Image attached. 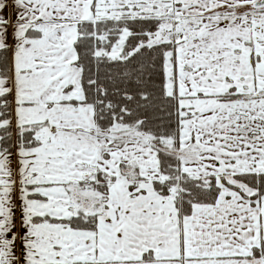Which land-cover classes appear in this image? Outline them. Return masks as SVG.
Returning <instances> with one entry per match:
<instances>
[{"label": "snow or ice", "instance_id": "1", "mask_svg": "<svg viewBox=\"0 0 264 264\" xmlns=\"http://www.w3.org/2000/svg\"><path fill=\"white\" fill-rule=\"evenodd\" d=\"M0 264H264V0H0Z\"/></svg>", "mask_w": 264, "mask_h": 264}]
</instances>
